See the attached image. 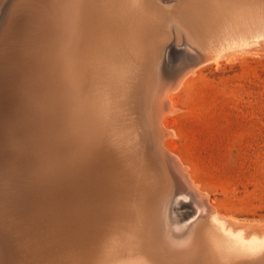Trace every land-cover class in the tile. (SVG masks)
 <instances>
[{
  "label": "bare ground",
  "instance_id": "obj_1",
  "mask_svg": "<svg viewBox=\"0 0 264 264\" xmlns=\"http://www.w3.org/2000/svg\"><path fill=\"white\" fill-rule=\"evenodd\" d=\"M9 3L10 0H0V45L10 29L29 25L25 23L33 13L36 16L44 11L42 17L46 19L40 22L43 28L42 21H54L52 16L59 10L57 0H15L3 14ZM60 3L63 15L58 16L62 17L68 39L66 64L62 63L66 66L63 96L68 119L69 112L80 116L84 107L79 97L86 71L83 73L80 65L85 61L86 67L89 64L93 67L97 79L102 76L98 83L102 92L94 105L90 104L96 109L89 111L90 105L88 109L84 107L87 111L80 119L77 155L67 147L62 173H54L53 179L50 178L56 182L57 177H62L60 185L51 186L47 179L50 170H45L42 193L33 206V212L37 210L33 213L34 222L19 245L25 259L22 264H115L124 252L127 256L121 259L122 264H264V235H258L254 228L249 234L242 229L243 225L223 218L189 166L163 144L166 138L174 136L163 125L165 117L175 112L172 95L190 76L206 63L222 57L226 50L257 47L258 40L264 43V0H182L171 6L157 1L151 5L144 0H62ZM35 6L40 10L37 14ZM56 18L55 21L60 20ZM178 18L185 32L182 35L174 29ZM45 23L44 29L53 25ZM234 31L241 32L237 46L234 42L227 43ZM82 35L87 39L83 40ZM154 62L159 65L157 69ZM130 71L138 74L141 87L152 91L149 108L140 100L142 92L133 94L141 114L132 116L131 135L124 132L121 119L109 117L112 113L108 116L97 105L109 100L107 91L119 87L121 78H125L121 77L122 73ZM154 79L160 85L152 83ZM87 98H84L86 102ZM158 168L170 190L163 201L156 194L162 184L157 177ZM258 231L264 234V229ZM0 264H14L12 247L3 238H0Z\"/></svg>",
  "mask_w": 264,
  "mask_h": 264
},
{
  "label": "rangeland",
  "instance_id": "obj_2",
  "mask_svg": "<svg viewBox=\"0 0 264 264\" xmlns=\"http://www.w3.org/2000/svg\"><path fill=\"white\" fill-rule=\"evenodd\" d=\"M14 1L10 0L8 6L4 8L3 14ZM59 1L57 0L59 10L56 9V11L60 12L57 14V11L53 15L55 18L63 12V10L61 11L63 5L60 3L62 0ZM144 1L151 5L157 1L158 4L164 3L171 6L182 0H174V3L172 0H163V3L161 0ZM42 5L45 7V4ZM19 6L15 8L17 13L20 12ZM39 7V9L42 8L41 4ZM36 11H38L37 14L40 10ZM40 13L42 14L44 11ZM41 14H37L41 19L34 13L31 15V17L33 15L37 17V19L34 17L32 19L35 24L36 22L39 24L35 25L33 20L30 21L31 17L29 16L30 22L25 23L29 25H25L24 28L18 25L10 29L0 45V168L2 167V170L0 169V221L2 222H0V238L5 239L12 247L14 264H22L25 260L19 245L30 233L27 228L34 222L32 220L34 219L33 213H37V210L33 212V206L36 203V197L42 193L41 179L45 170H50L47 179L49 178L51 186L60 185L62 177L60 179L57 177L56 182L51 181L50 178L53 179L54 173H62L61 167L66 159L67 147L77 155L82 113L87 111L90 104L94 105V101L99 99L97 97L102 92L98 88L102 76L97 79V73L95 74L90 64L88 65L90 69H88L86 67L88 62L85 61L80 65V69L83 68V73L86 71L85 75H82L83 84H85L82 85L85 88L81 86L83 90L80 92L79 100L83 101L82 107L87 109L85 108L86 111H84L83 107L80 110V116H77L73 111L69 112L70 120L68 119L67 110L65 111V96H63L66 93L64 88L66 86V66L64 64H66L65 51L68 39L65 36L66 32L63 31L62 17L58 16L57 18L60 20L55 21L52 16L55 22L51 19L50 23L44 20L49 25L53 24L50 25L51 27L47 25L49 28L44 29L46 23L42 21L43 28H41L40 22L46 18ZM38 25L40 30H44L45 33L38 29ZM174 26L176 34L185 33L182 30L181 19L178 18ZM48 29L52 31L49 32ZM37 32H39L38 34L41 32L42 35L40 34L39 37L42 38L38 37ZM56 34H59L58 37ZM81 37L83 40L87 39L86 36L82 35ZM230 38L233 41L230 40L227 43L234 42L233 44L236 45L241 40V32L234 31ZM60 39L62 42L65 41L62 43L59 41ZM257 42V47L224 51L220 55L222 57H219L215 62L206 63L197 74L190 76L187 83L172 95L175 112L167 118L165 117L163 125L174 136L166 138L163 144L168 151L177 158H182L189 166L192 175L202 185L223 218L232 219L243 225L242 229H246L249 234L253 228L257 229L255 230L258 232L257 234L262 236L264 234L258 230L264 229V43L261 40ZM202 48L207 54L203 45ZM225 52L226 55H224ZM63 61L65 70H63ZM156 62L159 63V61ZM131 64L133 63L131 62ZM154 64L156 63L154 62ZM158 66L156 64L155 68L157 69ZM88 70L91 75L94 72L92 76L97 80L90 76L89 72L87 73ZM112 73L114 78V72ZM83 76L88 77L84 79ZM122 76H125L127 80L121 78L119 87L114 86L107 91V99L110 101L107 100L104 103L101 101L103 104L100 102L97 105L101 106L100 110L108 112V116L112 113L109 117L121 119L120 123L123 122L124 132L131 135L132 116L135 113L141 114L137 105L138 100L133 94L142 92L140 100L144 106L149 108L152 91L150 88L145 89L140 86L138 74L130 71L127 74L122 73ZM87 79H89L88 82ZM115 79L117 81L116 77ZM129 79L130 81L132 79L134 83L132 81L131 83ZM90 82L93 85H90ZM124 82L125 84H122ZM152 83L157 86L161 82L154 79ZM134 84H136L135 87ZM122 87L126 88L122 89ZM89 89L93 93L95 91V94ZM84 91L87 92L83 93ZM120 91H126V93ZM121 94L127 95L124 97ZM62 96L64 102L61 99ZM84 98H87V102ZM110 98H113L114 101L120 99L119 102L115 101L119 105ZM90 101L92 102L89 103ZM104 107L111 108L113 111L108 108L104 109ZM92 109L96 108L91 107L89 111ZM125 112L127 113L125 114ZM62 113L67 115V118ZM70 124L73 125L69 126ZM107 129L110 128L107 127ZM5 130L7 131L5 132ZM8 151L10 155H8ZM158 172L157 177L162 184L156 194L163 201L167 198L170 190L161 168H158ZM13 180L14 182H10ZM25 216H27L26 219H24ZM15 219H18L17 222ZM24 225L26 226L22 228ZM258 238L260 237L258 236ZM126 256L124 252L118 259L119 261L116 259L115 264H122L121 259H125Z\"/></svg>",
  "mask_w": 264,
  "mask_h": 264
}]
</instances>
